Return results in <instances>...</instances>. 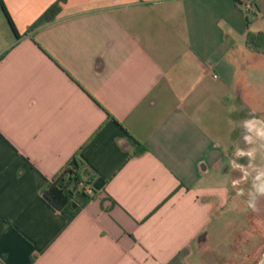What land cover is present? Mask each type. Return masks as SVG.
I'll return each mask as SVG.
<instances>
[{
  "label": "crops",
  "instance_id": "0c3cea01",
  "mask_svg": "<svg viewBox=\"0 0 264 264\" xmlns=\"http://www.w3.org/2000/svg\"><path fill=\"white\" fill-rule=\"evenodd\" d=\"M55 1L3 0L19 37L0 8L2 264H254L248 239L215 237L253 207L232 156L238 114L264 120L245 43L264 0L251 17L243 0H65L29 30ZM78 163L67 222L42 191Z\"/></svg>",
  "mask_w": 264,
  "mask_h": 264
},
{
  "label": "rangeland",
  "instance_id": "374dc122",
  "mask_svg": "<svg viewBox=\"0 0 264 264\" xmlns=\"http://www.w3.org/2000/svg\"><path fill=\"white\" fill-rule=\"evenodd\" d=\"M261 73H256L255 71L252 72V83L254 86L252 89L254 91L261 90L260 86H258L256 83L261 84ZM260 94V91H258ZM256 114L261 115V110L256 109ZM264 114V113H263ZM242 113L238 114V118L236 120V129L234 132V139L236 140V144L233 146L237 152L238 149L247 150V151H253L254 156L252 158H249L247 155L242 157H236L235 156V150L233 153V156L236 162L239 163H245L247 158H249L248 164L245 166V177L242 180H239L243 191H245L244 196H247L248 199V191L251 188V180L252 177L255 175V172L257 169L264 168V141H255L253 143H247L244 140V135L246 134V130L242 127V123L246 121L244 118H241ZM261 122L264 120L257 119ZM238 188V187H237ZM236 217V222H238L237 226H233L231 229L226 228L225 223L223 222L225 220H228L229 217ZM221 223V229L218 233V236L215 237V240L220 243V250L223 252L226 248L227 242L230 238V236H234L236 234V238L238 240V243L240 241H244L245 239L249 240V243L252 245V253L250 254L254 259V264H259V261L261 259V255L264 249V196H258L253 201V207L251 211L249 212V216L247 218V221L249 222L248 226H246V222L244 217H240L239 214L234 215L232 212L230 213H224ZM244 222V223H243ZM251 227H250V226ZM241 227L246 228V230H241ZM252 235V236H251ZM248 245L244 244L242 246V250H245ZM249 248V249H250ZM239 256V255H238ZM240 257V256H239ZM239 260V259H238ZM245 264V263H244Z\"/></svg>",
  "mask_w": 264,
  "mask_h": 264
},
{
  "label": "trees",
  "instance_id": "16d2710c",
  "mask_svg": "<svg viewBox=\"0 0 264 264\" xmlns=\"http://www.w3.org/2000/svg\"><path fill=\"white\" fill-rule=\"evenodd\" d=\"M64 1L65 0H56L49 5L46 10L29 26V30L53 21L60 12ZM0 8L14 36L19 37L20 33L15 28L3 0H0ZM245 43L248 47L264 53V32H248L246 34ZM144 151L145 148L143 146H138V149H136L134 154H139ZM81 167L82 166L78 163L76 170H72L70 168L64 169L59 177L42 191L43 197L65 217L67 222L71 221L77 212V209H71V199L75 193L76 185L80 180ZM83 173L89 176L87 171H84ZM66 179L67 182L65 184L63 183L62 186H58L59 182H64ZM72 181L74 182L73 187L68 188L69 183Z\"/></svg>",
  "mask_w": 264,
  "mask_h": 264
},
{
  "label": "clouds",
  "instance_id": "9594fccd",
  "mask_svg": "<svg viewBox=\"0 0 264 264\" xmlns=\"http://www.w3.org/2000/svg\"><path fill=\"white\" fill-rule=\"evenodd\" d=\"M242 127L246 130V134L244 135V140L247 143H253L255 141H264V123L257 119L246 120L242 123ZM247 155L249 158L254 156L253 151H244L242 149H238L235 153L236 157H241ZM240 183V181H233V185ZM238 194H243L238 192ZM249 196V207L253 206V201L258 196H264V168L257 169L255 175L251 180V188L248 191ZM2 264V261H0Z\"/></svg>",
  "mask_w": 264,
  "mask_h": 264
},
{
  "label": "built area",
  "instance_id": "2783aa9c",
  "mask_svg": "<svg viewBox=\"0 0 264 264\" xmlns=\"http://www.w3.org/2000/svg\"><path fill=\"white\" fill-rule=\"evenodd\" d=\"M242 8L245 10V12L250 15L251 17V11L254 8V0H243V2L241 3ZM254 15V14H252Z\"/></svg>",
  "mask_w": 264,
  "mask_h": 264
},
{
  "label": "water",
  "instance_id": "95a60500",
  "mask_svg": "<svg viewBox=\"0 0 264 264\" xmlns=\"http://www.w3.org/2000/svg\"><path fill=\"white\" fill-rule=\"evenodd\" d=\"M259 264H264V252H263V254H262V259H261V261H260Z\"/></svg>",
  "mask_w": 264,
  "mask_h": 264
}]
</instances>
